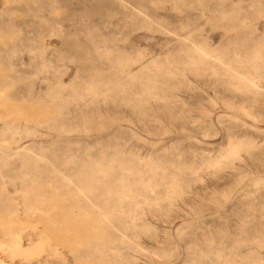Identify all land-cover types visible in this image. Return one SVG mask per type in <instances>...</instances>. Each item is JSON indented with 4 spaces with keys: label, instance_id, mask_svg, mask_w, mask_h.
Masks as SVG:
<instances>
[{
    "label": "rangeland",
    "instance_id": "374dc122",
    "mask_svg": "<svg viewBox=\"0 0 264 264\" xmlns=\"http://www.w3.org/2000/svg\"><path fill=\"white\" fill-rule=\"evenodd\" d=\"M0 264H264V0H0Z\"/></svg>",
    "mask_w": 264,
    "mask_h": 264
}]
</instances>
